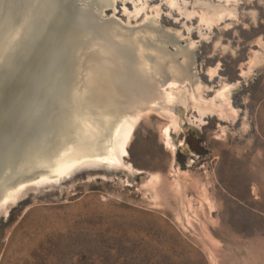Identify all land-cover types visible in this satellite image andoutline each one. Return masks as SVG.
I'll return each mask as SVG.
<instances>
[{"label":"bare ground","instance_id":"obj_1","mask_svg":"<svg viewBox=\"0 0 264 264\" xmlns=\"http://www.w3.org/2000/svg\"><path fill=\"white\" fill-rule=\"evenodd\" d=\"M113 1L48 0L45 3L36 0L33 10L30 8L32 14L24 19L12 43L20 9L13 7L16 0L1 1L0 170L5 164V170L9 168L12 173L0 182V211L6 202L17 201L27 183L55 186L83 168L100 169L105 174L110 172L111 163L103 161H116L120 155L128 154L126 147L139 112L135 118L133 113L142 105L155 106L169 119L161 134L171 164L175 162L177 151L173 137L179 130L183 131L184 126L200 130L204 120L212 115L225 121L237 119L239 110L233 107L230 99L240 81H221L219 89L213 91L216 102L211 98L207 101L197 98L200 85L191 72L193 42L188 37L195 23L198 32L194 34L203 43L211 39L210 36L209 40L205 38L203 30L208 32L214 25L219 28L223 24L228 29L227 22L236 17L238 0H193L195 5L190 4L192 9L188 10L187 6L183 10L186 0H163L169 12L175 11L172 15L167 12L166 17L188 36V40L185 37L186 46L172 54H167L158 40L148 42V38L160 36L177 42L179 37L172 30H160L151 11L152 16L147 19L152 0H119V7H114ZM80 6L85 10L80 11ZM245 12L247 21L255 24L254 8ZM119 13L124 21L122 24L119 18L113 17ZM250 24H245L246 29L251 28ZM39 26L38 34L34 35ZM220 40H211L209 47L213 55L223 57L232 46ZM248 46L249 55L238 67L239 78L246 83L264 69L263 38L252 39ZM13 65L17 67L15 72L11 71ZM219 65L206 69L211 82H215ZM19 97L24 100L20 101ZM186 111H189L187 116ZM33 114L35 118L29 123ZM123 168L131 173L140 172L130 164H124ZM147 177L142 180L143 184L147 179L148 183H154L157 175L149 173ZM197 180L192 185L195 189L200 183ZM126 182H129L128 177ZM203 195L206 202L209 201ZM209 203H206L208 212L214 208L213 203ZM197 212L187 216V222L197 221L198 227L191 225L206 245V250L203 249L209 264H262L261 255L256 251L246 250L249 256L227 253L220 247V240L211 234L206 221L198 220ZM219 247L223 249L221 252Z\"/></svg>","mask_w":264,"mask_h":264},{"label":"rangeland","instance_id":"obj_2","mask_svg":"<svg viewBox=\"0 0 264 264\" xmlns=\"http://www.w3.org/2000/svg\"><path fill=\"white\" fill-rule=\"evenodd\" d=\"M114 1L119 7V0ZM162 1L150 2L147 19L151 11L158 28L177 32L178 41L163 36L147 40L161 42L172 54L186 46L188 36L166 17L175 11L169 12ZM192 1L186 0L183 10L192 9ZM251 8L256 11L255 24L244 16ZM113 17L124 22L120 14ZM247 23L251 28L246 29ZM227 24L229 31L225 24L203 30L205 38H211L207 43L196 38V23L192 26L191 72L200 85V100L216 102L213 91L221 81L241 82L230 99L239 110L237 119L225 121L212 115L200 130L184 126L173 137L177 151L172 165L161 134L168 117L155 106H140L133 113L134 118L140 114L134 119L128 154L109 165L113 171L83 170L57 187L27 183L17 201L5 203L3 208H8L0 211V264H209L206 245L192 227H198L197 221L187 222L196 211L227 253L256 251L264 264V69L248 83L239 78V66L249 55L248 42L259 36L264 41V0H238L236 17ZM216 39L232 46L223 57L210 52V41ZM216 64L218 74L211 82L207 70ZM118 160L140 172H129ZM149 173L157 175L156 180L143 184ZM195 179L205 187L198 183L195 189ZM209 202L214 208L208 212Z\"/></svg>","mask_w":264,"mask_h":264},{"label":"water","instance_id":"obj_3","mask_svg":"<svg viewBox=\"0 0 264 264\" xmlns=\"http://www.w3.org/2000/svg\"><path fill=\"white\" fill-rule=\"evenodd\" d=\"M2 0H0V11H1V7H2V2H1ZM35 1L36 0H16V3H15V5L13 6L15 9H20V13H19V18L15 21V25H16V33H15V35L13 36V38L10 40V43H12V42H14V40L16 39V37H18V32H19V30H20V28H21V24L24 22V19L29 15V14H32V13H30V8H32V10H33V8H34V6H35ZM46 1H48V0H42V2H45L46 3ZM77 3H80V2H78L77 1ZM96 3H97V1H96ZM100 3V2H99ZM80 11L81 10H85V8L84 7H81L80 6ZM36 9H35V13H36ZM0 14H1V12H0ZM38 14V13H37ZM120 14V13H119ZM2 27V26H1ZM32 24H31V30H32ZM39 30H40V26H39V28L37 29V30H34V35H37L38 34V32H39ZM132 32V31H131ZM42 33V32H41ZM41 35V34H40ZM39 35V36H40ZM17 70V67L16 66H14L13 65V67H12V69H11V71L12 72H15ZM22 97V96H21ZM21 97H19V100L20 101H23L24 100V98H21ZM34 115V114H33ZM35 118V115L31 118V120H30V122L29 123H31L32 122V120ZM0 143H2V141H0ZM18 145V143L17 144H15L14 145V147H16ZM83 170H86V168H83V169H81V170H79V171H77V172H80V171H83ZM124 170V169H123ZM124 171H126V170H124ZM11 173H12V170H10L9 168H6V170H5V164H4V168H3V170H0V182H3V180H6V179H8L9 177H11ZM69 178H67V179H64V180H62V181H60L59 183H58V185H56V186H54V187H57V186H60L63 182H65L66 180H68ZM32 187V186H31ZM47 187V186H46Z\"/></svg>","mask_w":264,"mask_h":264},{"label":"snow or ice","instance_id":"obj_4","mask_svg":"<svg viewBox=\"0 0 264 264\" xmlns=\"http://www.w3.org/2000/svg\"><path fill=\"white\" fill-rule=\"evenodd\" d=\"M123 151V149L121 150ZM126 154V153H125ZM104 163H117V161H114V160H105L103 161Z\"/></svg>","mask_w":264,"mask_h":264}]
</instances>
